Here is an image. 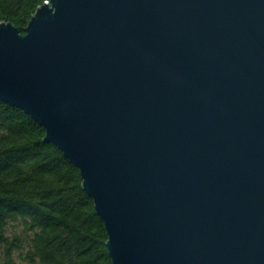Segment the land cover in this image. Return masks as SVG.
<instances>
[{
  "label": "water",
  "instance_id": "95a60500",
  "mask_svg": "<svg viewBox=\"0 0 264 264\" xmlns=\"http://www.w3.org/2000/svg\"><path fill=\"white\" fill-rule=\"evenodd\" d=\"M0 22V100L79 170L113 264H264V0H48Z\"/></svg>",
  "mask_w": 264,
  "mask_h": 264
},
{
  "label": "trees",
  "instance_id": "16d2710c",
  "mask_svg": "<svg viewBox=\"0 0 264 264\" xmlns=\"http://www.w3.org/2000/svg\"><path fill=\"white\" fill-rule=\"evenodd\" d=\"M45 1L0 0V22L24 33ZM44 135L22 109L0 100V264H113L78 168Z\"/></svg>",
  "mask_w": 264,
  "mask_h": 264
},
{
  "label": "rangeland",
  "instance_id": "374dc122",
  "mask_svg": "<svg viewBox=\"0 0 264 264\" xmlns=\"http://www.w3.org/2000/svg\"><path fill=\"white\" fill-rule=\"evenodd\" d=\"M1 258H2V247L0 246V259ZM17 262H18V264H27L26 262H21V261H17Z\"/></svg>",
  "mask_w": 264,
  "mask_h": 264
}]
</instances>
